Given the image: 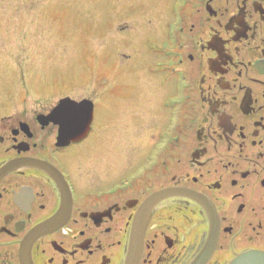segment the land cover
<instances>
[{
  "label": "flooded vegetation",
  "instance_id": "obj_1",
  "mask_svg": "<svg viewBox=\"0 0 264 264\" xmlns=\"http://www.w3.org/2000/svg\"><path fill=\"white\" fill-rule=\"evenodd\" d=\"M114 3L92 24L128 52L104 80L135 87L127 165L96 155L101 83L44 95L0 36V264H264V0Z\"/></svg>",
  "mask_w": 264,
  "mask_h": 264
},
{
  "label": "rangeland",
  "instance_id": "obj_2",
  "mask_svg": "<svg viewBox=\"0 0 264 264\" xmlns=\"http://www.w3.org/2000/svg\"><path fill=\"white\" fill-rule=\"evenodd\" d=\"M112 4L114 0H0V15L9 21L0 36L4 34L7 45L17 49L26 45L29 59L33 60L37 54L35 64L41 67L39 88L44 95L84 91L91 86L89 82H93L95 72L94 80L101 83L104 91L96 99V111L107 113L100 126L108 128L107 142L96 155L127 165L133 159L136 130L131 114L135 87L132 83L107 86L104 80L112 72L110 66L128 60L121 52H128L118 49L117 38H109L107 46L106 38L92 30V21L110 15L105 10L113 11ZM33 43L38 52L29 49ZM10 60H15L13 54Z\"/></svg>",
  "mask_w": 264,
  "mask_h": 264
},
{
  "label": "water",
  "instance_id": "obj_3",
  "mask_svg": "<svg viewBox=\"0 0 264 264\" xmlns=\"http://www.w3.org/2000/svg\"><path fill=\"white\" fill-rule=\"evenodd\" d=\"M65 101H66V99H63V100L60 102L59 106H62V105L64 104ZM170 192H171L170 190H164V191H162V192H160V193H158V194L152 196L150 199H148V204H152V203H154V202H157L159 199H161V197H165V196L170 195ZM148 206H149V205H148Z\"/></svg>",
  "mask_w": 264,
  "mask_h": 264
}]
</instances>
